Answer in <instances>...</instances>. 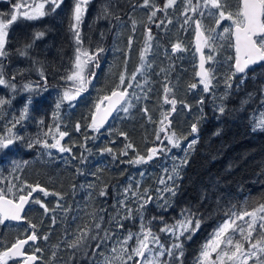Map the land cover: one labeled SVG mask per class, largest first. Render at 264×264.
<instances>
[{"label": "snow or ice", "instance_id": "obj_1", "mask_svg": "<svg viewBox=\"0 0 264 264\" xmlns=\"http://www.w3.org/2000/svg\"><path fill=\"white\" fill-rule=\"evenodd\" d=\"M9 4L7 12L0 11V86L10 88L13 92L17 89V84L14 83L17 77H23L27 71H36L43 83L29 82L23 85V89L28 92H39L47 90L48 77L45 74V69L41 61L32 60L33 67L31 69H17L13 72L6 70V61L12 54L8 48L10 43L9 32L18 20L36 21L45 16L54 14L65 3V0H0ZM92 0H72L69 16V30L75 41V55L73 61V70L67 73L61 79L71 81L72 86L66 88L58 97V102L55 107L57 112L61 108V104L68 102L70 107H74L75 101L82 93L88 91L95 73L91 70L92 67L99 68V57L105 49L99 45L95 49L84 47L82 38V25L88 13L89 5ZM178 3L184 4L185 7L181 10V15L184 17V25L192 23L195 25L196 37V52L199 55L198 71L195 72L197 82L187 85L189 90H195L202 85L204 93L212 92L219 83H223L226 89L221 101L227 99L230 91L233 88V81L239 77L237 88L244 84L249 78V69L254 65L264 66V0H236L235 7L232 6V0H166L163 6H157L155 0H142L140 4H130L133 11L137 7L149 9L147 13V21L145 22V42L144 47L140 50V66L132 73H127V62L130 58V52L134 37L129 36L127 39L124 61V71L120 73L119 83L110 91V94L98 97L89 110V116L85 118L86 123L84 128L90 129L93 133L101 134V130L109 123V118L115 113L119 116L121 112L128 113L129 109L134 107L129 96H134L135 93H129L128 89L142 87L137 81V75L143 74L145 71V57L151 51V41L154 39L152 29L149 25L155 24L157 27L165 24V20H159L157 23V13L163 12L167 16V10L174 9ZM118 5L114 0H107L106 3L100 6L98 15L95 17L97 21L116 20L121 23L122 17L115 11ZM192 13L189 16L188 13ZM193 17H199L194 19ZM209 18L212 21L211 27L205 26L202 21L204 18ZM133 33L136 30L137 21L133 16H130ZM223 21L230 22L228 26L223 27L218 31ZM167 23L171 24L172 20L167 19ZM45 35L44 31H37L31 34L30 42H23L22 47L15 49V52L22 57L32 59L29 54L37 39ZM104 33H101L103 36ZM119 35V33H117ZM234 49V55L225 58V63L228 64L227 71L222 77L218 78L215 74V67H206V63L214 60V54L219 49L225 47ZM204 49H209V53L205 55ZM182 48L180 42L172 45V52H180ZM151 64L147 65L151 68ZM161 71H165L161 69ZM255 79V77H253ZM132 81V82H129ZM216 82L215 84L213 82ZM148 77H144L145 85L148 84ZM151 91L148 88L145 92ZM164 103L170 105L168 112H161L158 124L159 129L154 133L155 143L151 147H147L144 154L136 150L135 146L128 141L126 132H119L118 135L124 137L128 141L117 152L113 147L105 146L99 149L100 154L107 153L113 160L119 159L121 163L132 165L148 164L150 161L158 158L161 155L171 153L172 149H180L181 144L187 139V136L178 135L172 128V120L170 116L177 111L178 103L175 98V86H170V82L163 85ZM259 94V107L253 118L252 131H264V84L259 85L256 92H249L247 97L241 101V108L253 102L256 94ZM171 94V98H169ZM139 99V97H136ZM180 103L191 111V105L180 101ZM198 105H203L204 100L200 98L196 102ZM6 104H11V100L0 98V110ZM31 104V98L28 100ZM219 113L225 112V106L221 103L218 106ZM29 112L28 107H24L18 120L7 129L8 135H0V150L9 149L10 146L17 142H23L25 146L32 149L36 146H41L44 149H55L59 153L72 154V159L79 160L81 164H85L86 158L81 152L79 156L73 154V147L76 142L73 141L71 146H68L62 141L70 134L68 131H62L60 125H55V130L49 128L43 133V136L35 138H25L22 135L13 133L12 128L16 126L20 120L27 117ZM141 112L146 116L148 121H152L149 115L147 106L142 107ZM114 118V117H113ZM58 120L59 116L56 115ZM43 124V120L40 121ZM82 124L77 122L74 125L76 132H81ZM198 132L197 123L190 125L189 134ZM160 133L166 135L161 137ZM111 134V133H109ZM97 135L89 137L84 135V143L79 146L85 151L91 153L87 148L89 139H97ZM49 139L53 142L49 143ZM167 141V144L164 141ZM115 143V141H111ZM197 143V139H192L186 145L185 157L178 163L176 157H173L174 164L163 170V175L156 180V187H144L140 181H135V184L129 183L120 193L121 199H118L117 205H113L114 214H108V209L101 207L92 212L87 213L89 220L78 224L75 229L65 227L64 235L59 243L54 245L57 250L63 246L69 250L67 260H63V264H73L77 259L76 254L91 261V264H184L185 248L184 241L191 240L192 237L199 231L203 222L202 216L198 211H193L191 208H181L179 219L174 218L173 223H169L162 215L152 216L145 222V211L149 204H155L157 208L167 211L173 204V199L177 194L178 185L176 181L180 178V169L187 164V150L193 149ZM129 151H132L133 156L127 160L123 157L129 156ZM51 155V152H49ZM24 163H27L26 161ZM13 168L20 170L21 165L13 162ZM102 171V169L97 170ZM97 171L86 173L82 168H75V175H91L97 177ZM143 177L144 173H140ZM134 179V178H133ZM15 183L5 180L0 174V181H5L6 186H0V226H6V222H26L28 230L23 234L24 238H14L10 243L0 239V264H36L38 260H43L42 256L37 253L42 250L35 247L31 253L25 251V246L29 242H36L39 239L48 240L49 234L39 236L37 234L38 225L28 220L25 215V206L30 202L39 205L43 209L45 215L50 212L61 210L65 216L74 211L71 206H64L61 201L64 199V194L61 192L50 191L47 187L39 182L28 183L20 180L18 176L13 175ZM77 185L72 184L73 191ZM81 188L84 185H80ZM89 188L95 185L89 183ZM35 193L42 194L43 197L55 195L59 197L56 207L50 209L41 198L35 196ZM98 195L107 197L108 185L104 184ZM91 196V193H89ZM103 213V214H102ZM107 214V216L105 215ZM227 218L219 224L211 233L210 238L203 243L198 254L194 257L193 264H264V203L248 210L246 207L242 212L229 210L226 213ZM76 219H81L77 216ZM53 225L56 224L57 218L55 215L50 217ZM126 221H138V231H132L126 228ZM157 221L161 226L157 231L153 230L152 222ZM114 225V227H113ZM117 230H120L119 232ZM120 233H123L121 236ZM160 233H164L171 238V243L166 245L161 242ZM51 264H55L57 253H51Z\"/></svg>", "mask_w": 264, "mask_h": 264}, {"label": "trees", "instance_id": "obj_2", "mask_svg": "<svg viewBox=\"0 0 264 264\" xmlns=\"http://www.w3.org/2000/svg\"><path fill=\"white\" fill-rule=\"evenodd\" d=\"M0 5L1 10L4 12H7L10 7L4 2H0ZM47 20L37 21V26L32 30H29L30 21L21 20V24L16 23L10 29L9 39H31L32 33L44 31L45 35L37 40L51 41L52 63L55 65L60 63L63 44L66 40H69L72 33L71 31L68 32L69 28L63 25L60 18L55 23L53 16L48 15ZM84 28L89 27L83 26L82 31L84 45L88 48L90 42L86 43V30ZM41 45H44V43H38L39 47ZM73 47L75 45H71L70 62H72L75 55V52L72 51ZM233 52L234 50H232L231 55ZM46 59L45 53L43 56L39 54V61L42 62ZM226 71L227 68L224 69V72ZM222 76L223 74L220 72L219 78ZM38 79H40L39 75ZM152 80L153 89L160 94L151 89L147 93L148 98L145 99V92L148 87L144 83V95L139 106L134 107L129 117L123 119L118 125H113L110 130H108V124L101 130V134L93 133L90 129L84 128L85 118L89 116V110L92 109L98 97L110 94V91L116 86L118 77L112 79L111 86L102 87L97 98L81 99L80 103L75 101L74 107H70L68 104L70 109L68 121L63 119L65 103L61 104V108L57 112L55 105L58 102V96L53 93L51 99L48 95L51 92L43 95H40L39 92L34 106L36 122L32 126L25 125L12 128L14 133H18L25 138H35L43 136V133L49 128L54 131L55 125L58 123L62 131H68L70 134L65 137L64 144L71 146L72 142L75 141L76 146L73 147V154L79 156L83 152L87 161L85 164H81L79 160L72 159V154L59 153L55 149L48 150L41 146L29 149L23 142L15 143L13 148L0 150V174L3 175L6 181L15 183L16 181L13 180V175H15L20 180L28 183L39 182L50 191L63 193L64 199L61 203L74 209L67 216L59 209L54 213L50 212L45 215L39 205L30 202L25 215H27L28 220L38 225L36 231L39 236L49 234L47 241L39 239L36 244V247L42 250L38 255L43 257V264H51V253L53 251L57 253L55 264H63L60 258H63V260L68 259L69 250L63 246L58 250L54 248V245L59 243L64 235L65 227L75 229L78 224L89 220L87 213L101 207L107 208L108 214H114L112 206L117 205L118 199L122 198L120 193L129 183L135 184V181H140L144 187L155 188L157 186L156 180L163 175V170L165 168L170 169L173 166V157L180 161L185 156L186 148L181 147L175 150L172 158L169 154H166L150 161L148 164L132 165L121 163L119 159L113 160L109 154H100L99 152V149L106 145L113 147L118 152L126 142L130 141L136 150L144 154L147 147L153 146L154 142L159 143L155 141L154 133L160 127L158 124V120L161 118L160 113L168 112L170 105L164 103L161 87L154 85L157 80L154 78ZM238 81L239 77L233 81V88L227 96L228 103L223 104L225 112L221 114L218 111V106L222 103L220 98L226 91L224 87L220 91V101L214 104L213 112H208V115H205L204 120L200 122L197 132L199 139L193 149L187 150V164L180 169V178L176 181L178 185L177 194L172 198V206L167 211L161 212L155 204H149L144 213L145 222L152 216L162 215L169 223H173L174 218H180L181 208H191L193 211H198L202 216L203 222L199 231L191 240L184 241V264H193L194 257L198 254L201 246L210 238L214 229L227 218L226 213L229 210L242 212L246 207L251 210L260 203H264V131L253 132L251 130L253 118L260 110L258 92L252 103L244 106L243 109L241 108V101L247 97V94L256 92L259 85L264 84V66L252 70L249 73V78L239 88L235 87ZM57 83H59V89L61 90V79ZM71 86L72 82L70 81L69 87ZM132 92L133 88H131ZM169 98H171V94H169ZM153 100H156L154 104L152 103ZM141 106H147L152 121H157V123L148 121L141 112ZM212 114L213 117H211ZM56 115L59 116L58 120L55 119ZM170 119L172 120V128L177 134L185 136V132L177 129L176 124L173 122L175 113L171 114ZM41 120H43V124L40 123ZM77 122L82 124L81 132L74 130V125ZM119 132H126L128 141L119 136ZM1 135L5 136L6 132L1 131ZM84 135L89 137L98 136L97 139H89L86 142L91 153L79 146L85 142ZM160 135L163 139L166 134L160 133ZM189 135L192 136V134ZM191 139L193 137H190L189 140ZM111 141H115V143L113 144ZM52 142L49 139V143ZM164 143L166 144V140ZM49 152H51V155H49ZM132 156V151H129V156L122 159L127 160ZM14 161L21 165L20 170L13 168ZM25 161L27 163H24ZM77 167L82 168L86 173L100 169L102 171H97V177L91 175L77 176L74 174ZM140 173H144V176L141 177ZM89 183L95 185V187L89 188ZM72 184L77 185L74 191L71 188ZM104 184L108 185L109 195L100 197L98 192ZM80 185H84V187L81 188ZM0 186H6L5 181H0ZM89 193H91V196H89ZM35 196L41 198L50 209L56 207L59 199L55 195L43 197L40 193L35 194ZM52 215L57 218L55 225L52 224L50 219ZM105 215L107 216V214ZM77 216L81 219H76ZM138 223V221H126L125 226L135 232L138 231ZM160 226L157 221L152 222L154 231H157ZM18 227L13 230L15 235L8 237L3 233L0 226V239L5 240V242H12L14 238H20L28 230L26 222H21ZM120 234L123 235V233ZM159 235L161 242L166 245L171 243V238L168 235L164 233ZM76 256L77 259L73 261V264H91L90 260L81 257L79 253Z\"/></svg>", "mask_w": 264, "mask_h": 264}, {"label": "flooded vegetation", "instance_id": "obj_3", "mask_svg": "<svg viewBox=\"0 0 264 264\" xmlns=\"http://www.w3.org/2000/svg\"><path fill=\"white\" fill-rule=\"evenodd\" d=\"M106 2L107 0H94L91 4L92 8L86 15L87 20L85 17L82 25V31L83 26L86 25L89 27L86 29L84 28L86 30V43L90 42L88 48L95 49V47L99 45L105 49V51L101 53L99 57L100 67L91 68V70L95 73V76L92 79L87 92L100 91L104 86H111L112 79L119 77L120 73L124 71L125 51L122 50L126 49L127 39L129 36L134 37V42L132 44L130 58L127 62V73H132L136 68L140 66L141 63L139 56L140 51H138L136 55L134 54V43L138 40L140 43L139 45L142 46L141 49L144 47V42L146 39L145 22L147 21V13L149 9L143 8L141 12V33H138L137 30H135V32L133 33L132 24L129 17L133 16V12L139 9V7H137L133 11V9L130 7V4H140L142 3V0H114V2L118 5L115 11L122 17L123 23L114 19L111 21L103 19L97 21L95 19V17L98 15L100 6ZM155 3L157 6H163V4L166 3V0H155ZM71 5L72 0H65V3L61 6V8L58 9L54 14H51L55 23L60 18L63 25L66 28H69V14ZM181 10L182 4L178 3L174 9L171 8L170 11H167V16H165L163 12H158L156 18L157 23H159V20L163 19L165 20V24L161 25L160 27H157L155 24L149 25L152 29V35L154 37V39L151 41V44L159 45L158 55L153 54V51L146 54L145 71L141 75L143 80L145 76L148 77L149 82L148 84H146V86L148 88H151L152 90H154L152 78L156 79L157 81L154 82V85L156 87H161V94L163 95V85L165 83L170 82V86H175V98L177 99L178 103L176 105L177 111L175 112V119L173 120V122L176 124L177 129L185 132V136H187V139L183 141L181 147L186 148V145L192 140H189L190 137H193V139H197V141L199 139L197 133L192 134V136L188 134L190 125L192 123H197L198 127L200 122L204 120L205 115H208V112H213L215 102L220 101V91L222 88H224V84L222 82L219 83L218 86H216L212 90V92L209 93H204L202 91V85L198 86V88L195 90L188 89V84L197 82L198 80V78L195 77V72L198 71L199 53L196 52L197 42L195 37V25L189 23L187 25H184V27H181V25L184 23V17H182L181 19ZM192 15L193 14L189 16ZM193 18L196 19L199 17ZM41 19L47 20V16ZM167 19H171L172 23L168 24ZM30 22L31 25L29 27V30H32L37 26V20ZM21 23V20H18L17 24ZM202 23L206 26L207 24H210V20L202 21ZM170 25L172 26V29ZM167 28L168 30L171 29V31H167ZM69 31L70 30L68 29V32ZM101 33H104V35L101 36ZM117 33H119V35H117ZM21 41L26 43L30 42L31 39H10L8 48L11 50L12 54L9 56L8 61H6V70L8 72H13L17 69H31L33 67L32 60H38L39 54L43 56V54L45 53L47 59L42 60V64L45 69V74L48 77L47 87L55 88L60 91L59 83L57 82H59L61 77L65 76L67 73H70V71L73 70L74 60L70 62L71 45H75L73 37L71 36L69 40H66L64 42L61 61L60 63H57L55 65H53L52 63V55L50 50L51 41L36 40L34 46L28 50L32 59L19 56L15 52L16 48L23 46V43ZM40 42L44 43V45H41L39 47L38 43ZM176 42H180L182 44V48L185 50L173 53L172 45ZM229 49L231 48L227 47L226 45L225 48L223 47L219 49L217 53H215V66L214 60L206 63V67H215V74L218 78L219 73L222 72V74H224V69H226L228 66V64L225 63V58L231 55ZM72 51L75 52V47H73ZM209 51V49H204L205 55H207ZM232 55H234V52L232 53ZM149 63L152 65L151 68L147 67ZM161 69H164L165 71H161ZM38 75L39 74L36 71H27L25 72L23 77L18 76L16 81H14V83L17 84V89L15 92H13V90H11L10 88L0 86V98L11 100V104H6L3 106V114H0V123H2L3 120H8V125L11 126L16 120L19 119L23 108L26 106L29 109L28 115L25 119L20 120V122L16 124V127L25 125L32 126L33 123L36 122V111H34V106L36 105L39 92L40 95H43L47 92H44L43 90L39 92H28L23 89V85L29 82L37 81L43 83V81H41V78L38 79ZM61 81V90L69 87L70 81H65L63 79H61ZM213 83L215 84L216 82L214 81ZM237 84L238 82L235 84V87H237ZM128 91L130 93V89H128ZM154 91L160 94L158 91ZM48 95L49 98L52 99V94L48 93ZM29 98H31V104H28ZM200 98H203L204 100L202 106L196 103ZM180 101L191 105V111H188L180 103ZM155 102L156 100H153L152 103L154 104ZM64 103L65 114L63 115V119L65 121H68V102ZM222 103L227 104V99L223 100ZM113 117H116V114H114ZM113 117L108 124H110L114 119ZM211 117H213V114L211 115ZM14 146L15 144L10 146V148H13ZM184 157L180 160H183ZM178 162L179 161L177 160L176 163ZM20 223L9 222L6 224V226H1L3 233L8 237L14 236L15 233L13 230L15 228H19L18 226H20ZM20 238L23 239L24 235H21ZM36 244L37 243H31L27 245L25 251L31 253V251L36 247ZM10 264H14V262H10ZM36 264H43L42 260H38Z\"/></svg>", "mask_w": 264, "mask_h": 264}, {"label": "rangeland", "instance_id": "obj_4", "mask_svg": "<svg viewBox=\"0 0 264 264\" xmlns=\"http://www.w3.org/2000/svg\"><path fill=\"white\" fill-rule=\"evenodd\" d=\"M94 0H92V2H93ZM92 2L90 3V5H89V10L92 8ZM193 2L195 3L196 2V0H193ZM235 2H236V0H232V6L233 7H235ZM185 7V5L184 4H182V9ZM171 9V8H170ZM170 9H168L167 11H170ZM88 10V11H89ZM142 10H143V8L142 7H139V9H137L136 11H134L133 12V16H134V18L137 20V21H139L140 23H138L137 24V26H136V30H137V32L138 33H141V18H142ZM0 11H2L1 10V5H0ZM4 12V11H3ZM88 14V13H87ZM189 15H191L192 13H188ZM182 15H181V19H182ZM39 20H41V19H39ZM39 20H37V21H39ZM207 20H210L209 18H204L203 19V21H207ZM229 23L230 22H228V21H223L222 23H221V25H220V28L218 29V31H221L222 29H223V27H226V26H228L229 25ZM92 26V25H91ZM206 26H208V27H211V26H213L212 25V21L210 20V24H207ZM170 27H171V29H172V26L170 25ZM169 27V28H170ZM171 29H169L168 30V28H167V31H171ZM9 34H10V32H9ZM140 43H139V41L137 40V41H135V43H134V54L136 55L137 53H138V51H140L141 50V47L142 46H140L139 45ZM158 46L159 45H152V48H151V51L150 52H152L153 51V54H155V55H158ZM84 47L85 48H87L85 45H84ZM225 47H226V44H225ZM224 47V48H225ZM232 50L233 49H229V52L231 53L232 52ZM231 56V55H230ZM73 60H74V58H73ZM215 62H216V55L214 54V66H215ZM137 81L142 85V87H135V83L136 82H132L133 83V92L136 94L135 95V97L134 96H129V99L132 101V104L134 105V107H138L139 106V103L142 101L141 99H143V95H144V92H143V90H144V80H143V78H142V75L141 74H138L137 75ZM42 83V82H41ZM70 83V82H69ZM119 83V79H118V81H116V85ZM107 88V87H106ZM52 90H53V92H52ZM65 90V89H64ZM64 90H60V91H58L57 89H55V88H50V87H47V90L46 91H44V92H51L52 93V95H53V93H55L56 94V96H60L62 93H63V91ZM91 92V91H90ZM88 93V94H86V92L85 93H82L81 94V96L77 99V102L78 103H80V100L81 99H87V100H89L90 98H94V97H98V95L100 94L99 93V91H93V92H91V93ZM132 92V93H133ZM130 93H131V89H130ZM136 97H139V99H136ZM74 103V102H73ZM62 105H63V103H62ZM69 107V106H68ZM134 107H132V108H130L129 109V112L128 113H123V112H121L120 114H119V116H116V117H114V120L108 125V130H110L112 127H113V125H118L123 119H125L126 117H129L131 114H132V112H133V108ZM141 109H142V106H141ZM69 112H70V109H69ZM3 114V109L2 110H0V114ZM9 124V121L8 120H3V122L2 123H0V135H1V131H5L6 132V135H8V131H7V128H8V125ZM13 131V130H12ZM13 133H14V131H13ZM5 135V136H6ZM62 143H64V141L62 142ZM166 144H167V141H166ZM175 148H173L172 149V151H171V153H168L170 156H171V158H172V155H173V153L175 152Z\"/></svg>", "mask_w": 264, "mask_h": 264}, {"label": "water", "instance_id": "obj_5", "mask_svg": "<svg viewBox=\"0 0 264 264\" xmlns=\"http://www.w3.org/2000/svg\"><path fill=\"white\" fill-rule=\"evenodd\" d=\"M199 55H200V54H199ZM260 66H261V65H254V66H252V67L249 69V72L252 71V70H254V69H256V68H258V67H260ZM114 114H115V113H114ZM114 114H113V116H114ZM111 119H112V117L109 118V122H110ZM106 125H107V124H106ZM106 125H105V126H106ZM62 142H63V141H62ZM35 194H37V193H35ZM35 194H34V195H35ZM29 204H30V203H29ZM29 204L25 206V212H26L27 207L29 206ZM24 214H25V213H24ZM7 223H9V222H6V224H7ZM16 223H20V222H16ZM38 241H39V240H37L36 242H31V241H30L29 244H31V243H38ZM26 246H27V245H26ZM26 246H25V248H26ZM36 263H37V262H36Z\"/></svg>", "mask_w": 264, "mask_h": 264}]
</instances>
